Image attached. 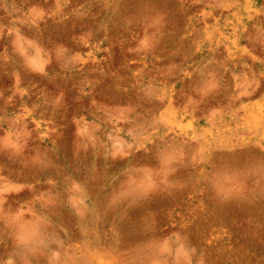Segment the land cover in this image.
<instances>
[{"label":"rangeland","instance_id":"obj_1","mask_svg":"<svg viewBox=\"0 0 264 264\" xmlns=\"http://www.w3.org/2000/svg\"><path fill=\"white\" fill-rule=\"evenodd\" d=\"M9 261L264 264V0H0Z\"/></svg>","mask_w":264,"mask_h":264},{"label":"clouds","instance_id":"obj_2","mask_svg":"<svg viewBox=\"0 0 264 264\" xmlns=\"http://www.w3.org/2000/svg\"><path fill=\"white\" fill-rule=\"evenodd\" d=\"M21 242L23 243V241H21ZM8 264H12V262H11V261H9V262H8Z\"/></svg>","mask_w":264,"mask_h":264}]
</instances>
